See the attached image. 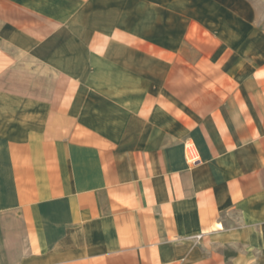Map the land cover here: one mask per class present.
Masks as SVG:
<instances>
[{
  "label": "crops",
  "instance_id": "0c3cea01",
  "mask_svg": "<svg viewBox=\"0 0 264 264\" xmlns=\"http://www.w3.org/2000/svg\"><path fill=\"white\" fill-rule=\"evenodd\" d=\"M0 264H264L247 0H0Z\"/></svg>",
  "mask_w": 264,
  "mask_h": 264
},
{
  "label": "rangeland",
  "instance_id": "374dc122",
  "mask_svg": "<svg viewBox=\"0 0 264 264\" xmlns=\"http://www.w3.org/2000/svg\"><path fill=\"white\" fill-rule=\"evenodd\" d=\"M252 8V19L256 25L264 30V0H247Z\"/></svg>",
  "mask_w": 264,
  "mask_h": 264
}]
</instances>
